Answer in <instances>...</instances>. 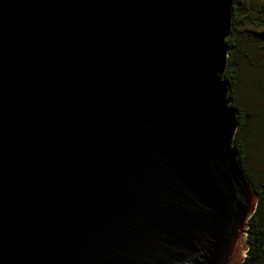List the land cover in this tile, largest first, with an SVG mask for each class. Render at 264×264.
<instances>
[{
    "label": "water",
    "instance_id": "95a60500",
    "mask_svg": "<svg viewBox=\"0 0 264 264\" xmlns=\"http://www.w3.org/2000/svg\"><path fill=\"white\" fill-rule=\"evenodd\" d=\"M229 0H0V264H240Z\"/></svg>",
    "mask_w": 264,
    "mask_h": 264
},
{
    "label": "rangeland",
    "instance_id": "374dc122",
    "mask_svg": "<svg viewBox=\"0 0 264 264\" xmlns=\"http://www.w3.org/2000/svg\"><path fill=\"white\" fill-rule=\"evenodd\" d=\"M229 1L231 31L241 44V53L246 55L238 72L236 102L251 114H264V91L258 87L264 81V0ZM260 122L259 115L251 117L245 139L248 168L264 190V131L258 128Z\"/></svg>",
    "mask_w": 264,
    "mask_h": 264
},
{
    "label": "trees",
    "instance_id": "16d2710c",
    "mask_svg": "<svg viewBox=\"0 0 264 264\" xmlns=\"http://www.w3.org/2000/svg\"><path fill=\"white\" fill-rule=\"evenodd\" d=\"M226 45L228 48V57L223 79L230 87V97L232 98L231 105L238 111V127L232 144L237 151L238 160L241 167L245 171L247 179L251 183L253 190L258 195L256 210L248 219V234L246 235L248 250L241 264H264V190L261 185L257 184L255 176L248 168L247 141L245 139V135L249 128V121L252 116L258 117L259 115L261 122L259 123L258 128L264 131V114H258L257 111L255 112V115L251 114L247 110L242 109L236 102L235 94L239 81L238 72L243 59L246 58V55L241 53V44H239L238 40L235 38L233 31H231V34L226 39ZM258 87L264 91V81L261 84L258 83Z\"/></svg>",
    "mask_w": 264,
    "mask_h": 264
}]
</instances>
